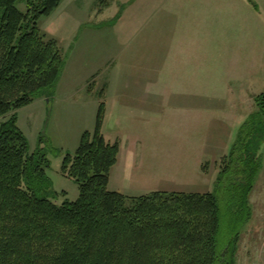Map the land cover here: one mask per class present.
I'll list each match as a JSON object with an SVG mask.
<instances>
[{
  "label": "rangeland",
  "instance_id": "obj_1",
  "mask_svg": "<svg viewBox=\"0 0 264 264\" xmlns=\"http://www.w3.org/2000/svg\"><path fill=\"white\" fill-rule=\"evenodd\" d=\"M210 2L208 8L214 12H201L209 19L198 16L199 8H206L201 0H62L51 14L39 19L42 34L58 42L64 66L58 82L18 109L16 115L30 152L41 148L47 154L50 199L58 204L78 199L79 185L63 173V161L66 155L75 154L86 130L94 132L102 102L107 106L104 135L107 138L111 129L120 135V139L116 137L120 154L110 172V190L137 196L152 191L214 189L224 156L208 155L203 162L200 158L203 165L198 163L203 139L210 141L207 119H198V93L173 92L181 89L180 85L189 88L192 80L172 77L166 63L163 69L171 78L164 82L163 78L155 79V116L145 118L147 108L138 109L143 93L138 89L150 86L143 76L144 72L152 73L147 69L149 41L156 56L165 51L168 59L191 53L195 41L198 54L223 55L229 47L222 41L243 37V33L249 43L238 48L251 57L248 83L255 84V92L250 103L252 111L257 109L255 97L264 92V5L261 2L258 13L248 0ZM19 8L26 11L24 3ZM226 20H244L250 25L242 32L237 26L219 24ZM207 40L213 41L211 45ZM182 41L192 43L182 46ZM220 66L218 80L222 82L226 73L224 63ZM108 80L110 87L105 86ZM201 80L207 78L198 77L197 85ZM217 96L228 102V94ZM120 98L124 105L119 104ZM130 99L132 105L126 108ZM191 104L196 105L197 118ZM148 105L151 111L152 102ZM123 111L137 113L141 119H130ZM254 124L263 133L257 141L262 168L251 194L253 216L243 231L236 264H264V118L254 120ZM226 234L224 231L223 238Z\"/></svg>",
  "mask_w": 264,
  "mask_h": 264
},
{
  "label": "trees",
  "instance_id": "obj_2",
  "mask_svg": "<svg viewBox=\"0 0 264 264\" xmlns=\"http://www.w3.org/2000/svg\"><path fill=\"white\" fill-rule=\"evenodd\" d=\"M61 2L0 0V264H236L262 168L263 133L251 124L264 118V92L223 157L212 191L110 190L120 142L103 133L102 102L94 132L86 130L63 161V173L79 185L78 199L58 204L48 197L49 159L41 148L30 152L16 111L60 79L61 49L38 21Z\"/></svg>",
  "mask_w": 264,
  "mask_h": 264
},
{
  "label": "crops",
  "instance_id": "obj_3",
  "mask_svg": "<svg viewBox=\"0 0 264 264\" xmlns=\"http://www.w3.org/2000/svg\"><path fill=\"white\" fill-rule=\"evenodd\" d=\"M252 1L256 3L257 9H255L251 0H248V5L258 13H260L262 7L261 2L264 5V1ZM258 1L260 3H258ZM201 3L205 5L202 7L206 8H199L198 16H205L207 19H209L206 15L201 14V12L205 11L207 13H213L214 10L211 7L208 8L211 2L210 0H201ZM238 22L236 23L232 20H226L219 22V24H230L232 25V28H235L237 26L239 30H242V32H244L245 26L247 27V29L249 28L250 22H245L244 20ZM209 42L213 41L207 40L206 44L211 45ZM222 42L227 43L229 47L228 54H198V49L196 48L198 44L197 41H195V49H191V53L184 55H171L169 57V60L166 56L165 51L163 52L162 56H156L155 50L151 45V42L149 41L147 49V69L152 73L149 74L148 72H144L143 76L145 77L146 82L150 83V86H144L138 89L139 93L143 92L138 99V109L139 107H142L141 109L147 108V116H145V118L149 119L155 116L156 110L154 105L156 101L154 98L156 94L154 86L155 79L163 78L162 81L164 82L165 79L167 80L168 78H171L170 74L163 69V66H165L166 63L169 64L168 68L172 77L177 75L184 78L188 77L192 80L191 86L189 87L190 89L186 88L187 85H180L181 89L173 90V92L177 94L179 92L198 93V119H202L203 117H205L208 122L207 125L210 127V141L206 140V138L203 139L201 143V153L198 163L201 162V157L203 162L204 157L208 155L216 158L227 155L230 152L234 141H236L238 137L240 128L250 117V115L255 111L251 110L250 103L252 92H255L252 90V85L255 84L252 83L251 85V83H248V81H250L249 73L251 57L249 56V54H241L238 48L246 46V43H249L248 39H245L243 33V37L231 39L228 38L227 40H224ZM190 43H192V41H182L181 45L187 46ZM216 43L218 45L219 41H216ZM234 46H237V48H235ZM221 63H224L223 71L226 73V75H224L226 79L222 82L218 80ZM245 71L248 72L244 73ZM203 76H205L207 80H201L197 85L198 77L203 78ZM105 86L110 87L111 81L108 80ZM118 87H122L119 82ZM177 87H179V85ZM220 94H228V102L226 99L217 96ZM123 100V98H120L118 100L119 104H123ZM114 101H116L117 104V97L114 98ZM151 102L153 104V107L152 110L149 111V109L151 108H149L148 104H150ZM130 105H132V99H130V101L125 106L126 108H130ZM189 107H191L190 109L194 108V116L197 118V113L195 112L196 105L191 104L189 105ZM221 107H227L229 111L226 112L227 110ZM123 113L130 119H141L140 115H138L137 113L134 114L132 111H123ZM235 135L236 138H233L235 137ZM117 136H119L120 139V135H118L116 131L111 129L107 138L112 142V140H116Z\"/></svg>",
  "mask_w": 264,
  "mask_h": 264
}]
</instances>
